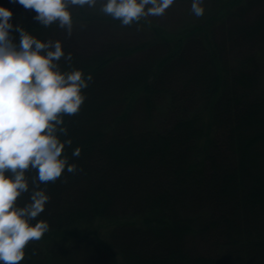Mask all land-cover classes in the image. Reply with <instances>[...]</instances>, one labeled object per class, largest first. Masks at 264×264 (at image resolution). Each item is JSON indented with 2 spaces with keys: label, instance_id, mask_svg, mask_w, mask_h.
<instances>
[{
  "label": "trees",
  "instance_id": "trees-1",
  "mask_svg": "<svg viewBox=\"0 0 264 264\" xmlns=\"http://www.w3.org/2000/svg\"><path fill=\"white\" fill-rule=\"evenodd\" d=\"M217 1L200 22L151 25L139 42L69 41L61 66L90 73L84 92L99 101L64 117L63 138L90 146L67 154L76 172L40 185L50 228L23 264H264V0ZM31 11L11 19L50 39L57 25ZM139 109L166 117L141 130ZM192 239L211 253L188 249Z\"/></svg>",
  "mask_w": 264,
  "mask_h": 264
},
{
  "label": "clouds",
  "instance_id": "clouds-1",
  "mask_svg": "<svg viewBox=\"0 0 264 264\" xmlns=\"http://www.w3.org/2000/svg\"><path fill=\"white\" fill-rule=\"evenodd\" d=\"M35 11L41 25H58L70 36L73 7L94 8L98 0H14ZM175 0H100V11L124 26L149 16H162ZM191 13H205L204 0H191ZM0 4V264H23L26 247L40 240L50 224L40 214L50 199L41 184L55 182L65 170L77 171L65 148L68 129L64 117L77 114L86 100L84 89L92 80L70 63L59 39H41L11 17ZM77 146L73 156H79ZM35 171L31 179L28 171ZM30 193L23 205L18 198Z\"/></svg>",
  "mask_w": 264,
  "mask_h": 264
},
{
  "label": "rangeland",
  "instance_id": "rangeland-1",
  "mask_svg": "<svg viewBox=\"0 0 264 264\" xmlns=\"http://www.w3.org/2000/svg\"><path fill=\"white\" fill-rule=\"evenodd\" d=\"M18 5L16 9L13 11V16L16 17L17 15H22L27 13L31 9L25 8L22 4L17 2ZM218 3L217 0H204V7L205 13L203 16L197 17L191 13V0H175V3L169 7L166 12L162 16H149L146 18H142L141 21L135 22L132 25L124 26L120 23L119 20H115L110 16L104 15L100 11V0H98L97 5L94 8H80V7H73V19H74V29L72 34L69 36L66 33V30L60 28L58 25L56 27H51V32H54L50 35V39L52 40H61L63 44L68 47L69 51V41H75L79 47H82L85 50L92 51L93 49H97L98 46L101 44L108 42H121L122 44L131 43V42H139V40L147 39L151 36V25L159 26L160 28L163 27L164 29L177 31L178 29L187 26L188 24L198 23L202 19H204L214 8L215 5ZM34 10L31 11V13ZM12 19L13 21L15 19ZM33 31V30H29ZM41 38V37H38ZM68 42V43H67ZM68 44V45H67ZM79 51L78 49L76 52ZM70 52V51H69ZM121 72V70H120ZM127 73V71H126ZM86 94V93H85ZM255 94V93H254ZM254 94L250 95V98L254 101ZM96 98V95H99L98 91L93 93ZM101 98V97H98ZM99 101V99H93L92 96L86 94V100L84 101L83 105H88L90 101ZM85 105V106H86ZM152 113L145 112L142 109H139L133 115V123L136 128L145 130L150 128L153 124L158 122V119L166 117L162 115V112L155 113L154 111H150ZM81 114V113H80ZM80 114H77L78 117ZM165 114V112H164ZM109 117H114L111 114H108ZM73 117V118H74ZM86 125V119L81 118L80 124ZM254 128V127H253ZM255 128H257L255 126ZM262 135V134H261ZM261 137V136H260ZM79 147L86 148L90 146L89 143L84 142V145L80 144ZM75 148H65V154L68 153L72 154ZM260 161V160H259ZM258 161V162H259ZM256 169H260L261 173H264V163L261 165L259 163ZM257 185V184H256ZM95 198V196L93 197ZM187 245L188 249L193 250L195 248L198 253H211L212 249H208L209 245L201 241L200 239H192L190 243ZM202 255V254H201ZM206 256H209L206 254ZM80 257V256H79ZM79 258L78 264H87L90 258L82 255ZM213 257V256H210ZM209 257V258H210ZM186 260V258H184ZM198 261H200L198 259Z\"/></svg>",
  "mask_w": 264,
  "mask_h": 264
}]
</instances>
